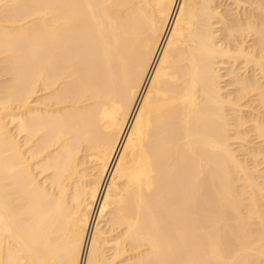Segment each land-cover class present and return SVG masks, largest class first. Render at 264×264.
I'll return each mask as SVG.
<instances>
[{"label": "bare ground", "instance_id": "1", "mask_svg": "<svg viewBox=\"0 0 264 264\" xmlns=\"http://www.w3.org/2000/svg\"><path fill=\"white\" fill-rule=\"evenodd\" d=\"M0 264H264V0H0Z\"/></svg>", "mask_w": 264, "mask_h": 264}]
</instances>
